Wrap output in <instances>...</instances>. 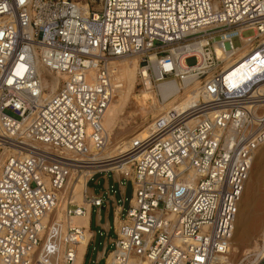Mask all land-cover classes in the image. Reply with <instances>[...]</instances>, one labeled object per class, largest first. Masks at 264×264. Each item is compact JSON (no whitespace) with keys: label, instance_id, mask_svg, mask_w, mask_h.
I'll list each match as a JSON object with an SVG mask.
<instances>
[{"label":"built area","instance_id":"built-area-1","mask_svg":"<svg viewBox=\"0 0 264 264\" xmlns=\"http://www.w3.org/2000/svg\"><path fill=\"white\" fill-rule=\"evenodd\" d=\"M86 1L0 0V138L17 149L0 170V264L74 263L86 226L64 227L55 212L65 201L68 217L86 213L70 180L88 170V188L103 172L133 186L95 264L109 244L119 264H227L264 145V0ZM130 55L142 82L198 87L111 159L104 117L121 86L112 63ZM86 201L106 203L103 194ZM241 264H264V237Z\"/></svg>","mask_w":264,"mask_h":264},{"label":"bare ground","instance_id":"bare-ground-1","mask_svg":"<svg viewBox=\"0 0 264 264\" xmlns=\"http://www.w3.org/2000/svg\"><path fill=\"white\" fill-rule=\"evenodd\" d=\"M82 3L84 7H89L87 1ZM245 51L246 49H243L241 53H244ZM112 64L117 70V79L121 83V86L116 91L104 117V126L108 135V141L107 146L104 149V155L105 157H110L111 159H114V157H116L117 155L127 151L131 143L136 138L141 139L147 137L149 129L155 119L164 116L166 112H168L169 109L173 107H186L192 97L191 92L192 90L198 87V83L190 87L184 84V90H181L182 86L175 79H170L161 82L157 85L162 99L158 100L156 97V92L154 90V84L150 81V79H147L146 82L143 81L144 87L140 90L141 94L138 95L137 102L140 105L141 118H143L144 120L137 126L128 128V125L131 122H129L128 118H121V115L126 108L128 100L137 91V85L139 83L140 78L139 71L142 65H140V59L138 55L117 59ZM37 68L38 71L42 73V65H37ZM59 80V75L53 76V81L51 82L45 80L46 86L50 87V90L46 92V95H50L55 91L57 85L59 84ZM0 133H4L2 127H0ZM0 143V147L4 146L5 150L3 157H0L1 170L4 158L16 153L17 149H15L11 145H8L5 141V138H0ZM114 147H116L115 150ZM67 154L70 155L69 152ZM115 167L116 166L113 165V168ZM90 173H92L91 170L84 172L74 171L70 180L71 187L73 188L72 199L73 201H76L79 204H84L87 207L86 213L82 216L68 217L64 212L66 206L65 201L60 204V206L55 212L58 217L57 221L62 223L64 227L67 224L86 226L85 238L79 245H77L75 260L72 264L83 263V256L86 252L88 241L90 237L94 234L91 230H89L90 204L86 201V194L90 191L86 185L87 180L90 177ZM248 190L249 193L247 194V206L250 210L252 204L251 197L253 194V189L250 185L248 186ZM252 211L253 212H251L250 214L248 213V218H242L241 214L239 213V217L235 225V232H237L240 237L238 242H243L246 240L247 237H252V229H256L258 227V224H260L263 219L264 210H262L261 207L258 206L256 201L252 205ZM48 220L49 215H47L43 219V224L46 225ZM118 223L119 221L117 220V224ZM234 250H238L237 245L234 247ZM101 256H103V252L101 253L100 257ZM61 259H63L62 256ZM224 259L227 264H235L234 260L232 259V257H230V255H227L226 257H224ZM106 260V264H119L117 259L115 258V252L113 251H110V253L106 255ZM61 264L68 263L64 262L63 260Z\"/></svg>","mask_w":264,"mask_h":264},{"label":"rangeland","instance_id":"rangeland-1","mask_svg":"<svg viewBox=\"0 0 264 264\" xmlns=\"http://www.w3.org/2000/svg\"><path fill=\"white\" fill-rule=\"evenodd\" d=\"M79 2H85L86 0H77ZM90 2H92L94 5H96V2L93 0H89ZM254 34L253 30H245L243 31V35L244 36H251ZM219 37H217L216 39H218ZM234 45L235 46H241V41L239 40L238 37L234 38L233 40ZM133 56V55H130ZM129 57V56H127ZM122 59V58H121ZM196 62L195 58H189L187 59V63L188 64H193ZM180 84V83H179ZM181 85V84H180ZM154 90L156 92V97L158 100H161L162 97L160 96L159 93V89H158V85L154 84ZM183 86V85H181ZM144 87V84L142 82V80L139 78V83L137 85V91L133 94L132 97H130V99L128 100L127 104H126V108L123 111L121 118H128L129 122H131L128 125V128L137 126L138 124H140L144 119L141 118V113H140V105L137 102L138 100V95L141 94L140 90ZM7 113L11 114L12 116L18 118V115L14 114L11 110H6ZM136 121V123H135ZM118 131V130H117ZM3 143V142H2ZM1 144V143H0ZM116 149V147H114V150ZM4 146L0 147V157H3L4 154ZM0 158V159H1ZM6 158V157H5ZM4 158V160H5ZM105 172L103 173H99L95 176V179L93 181H91L89 183L90 187H95L97 191L101 190V183H102V179L100 184H96L95 180L98 178H101L103 176ZM112 177V173L110 174V178ZM126 185V196H127V200L125 203V208H124V213H123V217L126 216V213L128 211V208L130 206V198L132 197V183L130 181H126L125 182ZM251 186L253 189V194L251 197V208L250 210L248 209L247 206V202H248V196L247 194L249 193L248 190V186ZM257 197V198H256ZM257 202L258 206L261 207L262 210H264V145L257 151L254 161H253V165L251 167L250 170V174H249V178L248 181L246 183V187L243 193V197H242V201H241V206H240V214L242 218H245L249 216V214L252 211V205L254 202ZM249 213V214H248ZM55 217L56 219L58 218L56 213H55ZM110 220L113 221V216H110ZM92 227L94 230H97V227L95 226V218L93 216L92 219ZM252 237H247L245 241L243 242H238L239 240V234L237 232L234 233V237H233V241H232V246H231V250L230 253L228 255H230V257H232V259L234 260L235 264H241L242 258L244 257L245 254L249 253V252H253L256 251V249L259 248V245L261 243V239L264 237V216L263 219L261 221L260 224H258V227L255 229H252L251 231ZM106 237L108 238H116V233L115 231H112L108 234V236H104V234H100V231L97 232V237L95 240V243H92L90 245L89 248V253L87 255V263H94L95 264V260L97 258V255L99 253L100 250H103L104 248V243H105V239ZM252 239V240H251ZM238 246V250L235 251L234 247ZM257 247V248H256ZM115 249V244H109L108 248L106 250L105 253V257L108 253H110V251ZM104 258L101 259V261L99 262V264H106L107 260ZM93 260V261H92Z\"/></svg>","mask_w":264,"mask_h":264},{"label":"crops","instance_id":"crops-1","mask_svg":"<svg viewBox=\"0 0 264 264\" xmlns=\"http://www.w3.org/2000/svg\"><path fill=\"white\" fill-rule=\"evenodd\" d=\"M91 174L92 173H90L89 175H91ZM110 174H111L110 172L104 173L101 178H98L95 180L96 184H100L101 179L103 180L101 183L102 186H101L100 191H97L95 187L89 186L90 191L88 193L96 194V195L103 194L104 199L106 201L105 206L101 207V208L95 207L93 205L90 206L89 230H91L94 233L95 238L97 237L98 231H100V234L104 233V236H106L108 231H109V233L114 231V229L112 228L113 223L110 220V216L111 215L113 216L114 208L116 207L117 204L119 205V201L122 198V193H124L126 195V185L125 184L120 185L118 183V181L115 179L113 174H112V177L110 178ZM113 190H116V192H113ZM108 193L112 196V198L109 197ZM93 216L95 218V226L97 227V230H94L92 227ZM100 224H102V225H100ZM89 248H90V246L87 247V249H86V252L83 256V263L82 264H88L86 257H87V253L89 251ZM102 252H104V248H103V250L99 251L97 258L100 257Z\"/></svg>","mask_w":264,"mask_h":264},{"label":"trees","instance_id":"trees-1","mask_svg":"<svg viewBox=\"0 0 264 264\" xmlns=\"http://www.w3.org/2000/svg\"><path fill=\"white\" fill-rule=\"evenodd\" d=\"M88 253H89V251H88ZM88 253H87V255H88Z\"/></svg>","mask_w":264,"mask_h":264}]
</instances>
